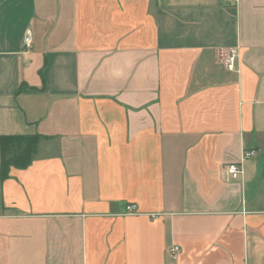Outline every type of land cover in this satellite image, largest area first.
Instances as JSON below:
<instances>
[{"label":"crops","instance_id":"0c3cea01","mask_svg":"<svg viewBox=\"0 0 264 264\" xmlns=\"http://www.w3.org/2000/svg\"><path fill=\"white\" fill-rule=\"evenodd\" d=\"M31 134L0 264H264V0H0V136Z\"/></svg>","mask_w":264,"mask_h":264},{"label":"trees","instance_id":"16d2710c","mask_svg":"<svg viewBox=\"0 0 264 264\" xmlns=\"http://www.w3.org/2000/svg\"><path fill=\"white\" fill-rule=\"evenodd\" d=\"M40 135L0 136V180L8 176L10 168L26 169L36 153Z\"/></svg>","mask_w":264,"mask_h":264},{"label":"built area","instance_id":"2783aa9c","mask_svg":"<svg viewBox=\"0 0 264 264\" xmlns=\"http://www.w3.org/2000/svg\"><path fill=\"white\" fill-rule=\"evenodd\" d=\"M224 1H232V0H224ZM32 44V36L31 31L26 30L23 38V47L26 51L31 49ZM239 57V51L237 48H233L229 51L227 56L224 59L225 67L228 71H235V67L237 64V60ZM256 153L255 151H244L241 157V161L239 163H232L228 165L227 172L231 176L232 179H238L243 174V169L241 166V162L255 157ZM126 211L130 214H133L136 212V206L135 205H129L126 207ZM179 248L177 246H174L171 249L172 254L178 253Z\"/></svg>","mask_w":264,"mask_h":264}]
</instances>
